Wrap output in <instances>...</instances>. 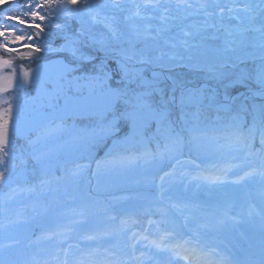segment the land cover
<instances>
[{"label": "rangeland", "instance_id": "1", "mask_svg": "<svg viewBox=\"0 0 264 264\" xmlns=\"http://www.w3.org/2000/svg\"><path fill=\"white\" fill-rule=\"evenodd\" d=\"M27 2L28 0H17V4ZM189 12L198 11L189 10ZM6 14L5 8L0 9V23L5 22L3 17ZM41 14L45 15V11ZM183 14L188 15L186 12ZM74 22L77 21L72 20L64 24L56 18L48 17L45 21L39 22L44 31L39 36L34 35L32 41L9 42L7 49H12L11 52L0 48V61H11L10 66L0 64V86L6 84L9 77L12 80V86L7 91L0 92V108L8 107V104L4 103L7 100L11 103L13 112L18 113L17 115L12 112L16 115H12V122L9 124V138L13 146L12 155L15 157L8 161V172L5 173L10 180L0 185V260L5 264H33L34 261L44 264L46 260L52 264L53 256L46 253V250L55 247L56 242L48 237L49 234L56 233L58 228L65 227L64 223L70 225L72 231L70 235L73 241L81 240L85 233L97 238L95 244H84V249L92 250L95 245L96 248L115 251L118 243H114V233H120L123 228H126L127 232L137 225L152 220L161 227H172L174 229L172 233L180 234L187 228L184 219L186 217L195 234L210 236L213 239L227 234L230 244L227 247L231 251L235 254L237 252L245 254V257H247V252L253 251L256 259L261 262L264 259V233L260 229H264V217L259 216L258 221L254 220V217L263 215L264 203L263 206L258 203L261 197L253 192V188L257 186L256 191L264 193V176L260 175V166L253 165V162L244 155L239 162L235 159V163L229 165V167H234L235 164L240 165L241 163L243 169L237 171L235 175H231V170H229L226 174L230 175L219 180L207 177L204 179L194 170L197 165H189L184 158L178 159L180 163H177V160L174 161L173 165L169 161L164 165L155 162L152 170L145 175L146 177L142 178L138 175L137 187L121 189L109 194L120 198L111 200L107 194L93 189V175L88 170L78 174H69L68 167L73 154L69 155L68 152V155H65V152L57 148L58 141H53L52 135L46 138V143L40 141L41 136L44 133L47 134L48 123L56 124L55 122L64 117L78 113L84 115L81 116L78 123L80 125L75 127L69 139H74V144L81 146L78 151L81 157L94 158L100 155V158L105 160L110 155L111 158L118 156L116 160H121V158H131L120 155L124 151L119 150L128 148L129 152L132 149L139 150L138 161L145 163L147 157L142 155L145 152L142 145L152 146L148 143L150 137L157 141H159L158 137L164 141L168 137L166 126L159 127L156 132L163 136L152 135L151 127L153 129L157 126L155 121L146 130H139L127 142L123 141L131 134V129L124 126H119L118 130L106 135L104 139L91 137L94 129L98 127L97 123L106 125L108 119L111 118L109 116L101 121L96 115L84 110L85 107L102 106L103 101L98 95V90L90 93L89 88L95 86L81 81L79 92L74 86L71 88L65 86L63 91H60L56 83L58 73L56 62L63 60L67 55L66 52H60L58 49L65 42L63 39L65 32L78 30ZM238 26H241V22ZM252 27L255 28L248 24L249 29ZM234 30L236 29L231 31ZM29 31L35 32L34 29ZM186 31L190 32V30ZM27 34L29 33H25ZM3 43L4 40L0 37V44ZM37 47L41 51L36 52ZM243 48L248 51L251 47ZM253 51L246 53L243 57L239 56L237 61L224 63L228 67H221L222 64L213 65L214 67H200L197 64L181 63L176 68L168 69L171 79L175 82L198 85V87L189 89L202 87L205 89L204 98L198 107L193 104L185 109V112L191 115L189 119L186 116L181 117L179 108L174 111L176 114L173 113V117L180 123L177 127L183 130L185 124V130L196 136L192 151L208 154L196 156L198 164L213 160L212 162H217V166L221 167V164L228 163L229 158L226 154L208 150L209 145L206 142L209 135L215 133V128L250 130L247 128L252 127L253 115L258 114L260 105H264V99L247 98L248 89L240 85L229 88L228 94L238 96L244 93V95L239 96V99L234 102L224 101V88L213 78L218 74L215 71L220 70H223V73L233 74L241 69L251 72L261 63L260 57L264 55V49L259 51L254 48ZM96 55L102 56L103 53H96ZM157 57L159 56L152 57L153 63L141 67L145 69V76L149 79L152 78L153 73L160 74L159 78L162 81L160 86L164 88L166 94H170L169 90L172 87L164 73L161 74L158 70L162 67L156 63ZM233 64L236 68L231 67ZM109 65L115 66L112 61H109ZM90 66L85 65V68ZM13 69H15V75H13ZM25 72L29 73L28 80L24 79ZM79 74V72L75 73V75ZM232 78L234 75L230 77ZM21 81H23L22 84ZM228 82V79H225L223 84ZM59 83L64 84V81L61 80ZM254 87L256 85L252 84V88ZM176 95L179 97L180 91H177ZM213 95L216 97L215 101L210 99ZM71 99L80 100L70 104ZM223 103H230V110L218 107ZM241 105L245 106L246 111L239 110ZM250 105L252 113L248 109ZM198 109V116H193L192 113L197 112ZM206 113H208L207 119L203 117ZM224 120L227 122L219 123ZM16 121H18V131L14 127ZM254 131V134L262 133L264 126H256ZM175 151L180 152L179 148ZM119 152L120 154H117ZM74 156L76 157L75 154ZM125 160L130 159L123 161ZM118 168H120L119 163H115L112 171L108 172L112 175ZM3 169L4 165H0V170ZM261 169H264V160ZM160 171H166L165 173H171V175L166 176L162 173L160 177L155 176ZM245 173L252 174L245 176ZM256 175L258 178L255 180ZM236 176L245 186H239L236 179V184L233 183ZM241 177L243 179H240ZM101 180L103 178L98 176L97 181ZM119 200L120 202L117 203ZM72 214L83 221V226L76 224ZM103 231L110 233L105 235ZM187 239L193 242L191 236ZM141 241L136 245L135 256L139 257L141 253H144V264H155L158 259L161 264H165L167 253L159 252L151 246L144 247L148 242ZM205 247L209 250L212 248L210 245ZM130 260H132L131 256Z\"/></svg>", "mask_w": 264, "mask_h": 264}, {"label": "snow or ice", "instance_id": "2", "mask_svg": "<svg viewBox=\"0 0 264 264\" xmlns=\"http://www.w3.org/2000/svg\"><path fill=\"white\" fill-rule=\"evenodd\" d=\"M5 4H7L8 8L7 14L3 17L5 22L0 23V37L4 40V43L0 44V48H5L9 52L12 51V49H7L9 42L32 41L34 35L39 36L44 31L39 23L45 20V15L41 14L42 11L46 10L49 16L53 12L64 13L80 20L81 27L78 30L64 33L63 39L65 42L60 46L58 51L66 52L67 55L63 60L56 62L58 65L56 83L60 91H63L65 86L69 88L74 86L79 92L81 81L95 86L90 87L89 91L91 93L98 90V95L103 101L102 106L94 109L85 107L84 110L96 115L101 121L109 116L111 117L108 119L106 125L103 123L100 125V138L104 135L112 134L118 130L119 126H124L131 129V134L126 136L125 141H123L127 142L139 130H146L155 121L158 128L166 126L168 143L163 150L157 145L155 153L145 150L142 154L144 157L159 156L163 158L183 146L184 137L174 127L173 113L179 108L181 117L186 116V108L193 106V104L198 107L202 102L205 89L203 87L189 89L179 86L180 95L177 97V85L174 84L169 90L170 94H166L164 88L160 86L162 83L159 78L160 74L153 73L152 78L149 79L145 76V69L141 66L153 63V59L149 53L155 45H149L146 43L147 40L162 41L164 45L175 48L177 46L176 37L165 35L170 31L171 27L178 28L179 33L183 34V36H192L194 34L185 31L181 23L174 25H170L169 23L172 20L182 21L186 17H159L162 25L155 29V34L151 31V24L145 25L141 29L140 26L133 23L130 25L132 34L129 36L116 28L114 24L108 23L106 17L100 18V13L97 9L101 5L94 3V0H44L43 3L40 0H30V2L23 4H17V0H0V9H3ZM149 6L153 9L161 7L160 0H148L145 7ZM181 6L185 9L193 7L192 4L187 3V0H178L177 8L179 9ZM113 7L119 8L120 4L114 0ZM136 7L139 9L141 6L137 5ZM207 7V4L202 3L199 5L200 9H206ZM21 9L23 10L21 11ZM257 9L259 12H257ZM243 10L251 13L250 18L252 20H256L257 16H259V28L255 30L260 32V47L264 49V0H260V3L256 5L246 4ZM84 15H87L89 18V26H85ZM134 15L140 16V12L137 11ZM206 15L211 16L212 13H206ZM112 19L115 20V17ZM126 19L131 21L132 17L130 16ZM97 24H102L107 30L106 33L95 31L94 25ZM208 26L215 27V25H207L206 21L200 25H191V27L196 28V35H199L201 30ZM32 29L35 30L34 33L29 31ZM25 33L29 34L25 35ZM232 37L233 32L226 28L222 47L223 51L232 50V46L236 42ZM207 39H217V37L211 36L207 37ZM141 43L144 44L142 48L138 47ZM179 43L185 48L197 47L190 44L188 40H180ZM125 45L127 46L125 47ZM35 51L39 52L41 49L37 47ZM96 53H103V55L97 56ZM163 55L164 53H161L156 59H161ZM260 60L261 63L251 72L247 69H241L235 74L221 72L213 77L224 88V101L234 102L239 99V96L244 95V93H240L238 96H230L228 94V89L236 85L247 88L252 95L264 97V55H261ZM109 61L114 62L115 66L111 67ZM0 64L10 66L11 61H0ZM85 65L91 66L85 68ZM158 66L163 67V65ZM221 67H228V65L222 64ZM231 67L236 68V65L233 64ZM77 72L80 74L75 75ZM13 75H15V69H13ZM233 75L234 78L230 79ZM24 79H29V73H24ZM225 79L229 81L227 84H223ZM61 80L64 81V84L59 83ZM20 83L22 84L23 81ZM252 84L256 85L258 91L253 90ZM11 86L12 80L9 77L7 83L0 86V92L7 91ZM210 99L215 101V95L210 97ZM4 103L8 104V107L0 108V165H4V169L0 170V185L9 182L10 178L5 175L8 172V161L15 159L12 155V141L9 138V124L12 122L13 110L9 101L6 100ZM218 107L230 110L231 105L230 103H223L219 104ZM239 110L246 111V108L241 105ZM198 114L199 109L197 112L192 113L193 116H198ZM258 117L259 122L264 124V105H260L258 114L253 115L250 133L255 129ZM14 127L18 131V121L15 122ZM250 138L254 140V136ZM231 142L241 144L245 148L249 147L243 134H235ZM260 144V152L264 153V132L261 133ZM139 158L132 157L114 160L109 155L104 161H98L96 166L99 171L102 163L115 164L122 163L124 159L135 160ZM23 162L27 163L26 161ZM177 163H180V161L177 160ZM79 167L83 169L87 165ZM259 172L261 176H264V169H260ZM251 174L245 173V176ZM165 175L168 176L171 173H165ZM209 179L219 180L220 177H210ZM240 179L243 178L241 177ZM161 180H163V177H161ZM148 223L151 225L154 222L149 220ZM146 232L147 230H145V233L140 234L139 239L148 242L144 247L151 246L159 252L167 253L165 264H233L230 257L224 256L217 250L211 249L206 251L198 245V242L194 244L191 240L176 239L171 232H165L158 240L151 238ZM53 235L56 234H49L48 238H51ZM105 235L108 234L106 233ZM136 237L137 233L133 232L132 243L129 245L132 253L131 259L136 264H144V253H141L139 257L135 256L136 245L139 243ZM169 237L172 239L165 242ZM88 239H95V237H88ZM72 247V245H68L67 249L62 250V258L59 255L53 256L52 264H128L127 259H121L116 253L110 252L107 248L103 250L99 248L88 251L80 250L79 256L69 259L70 254L75 255L71 253ZM149 259L151 258L149 257ZM0 264H5V262L0 260ZM33 264H39V262L34 261ZM44 264H49V261H44ZM155 264H161V261L156 260ZM261 264H264V260L261 261Z\"/></svg>", "mask_w": 264, "mask_h": 264}, {"label": "bare ground", "instance_id": "3", "mask_svg": "<svg viewBox=\"0 0 264 264\" xmlns=\"http://www.w3.org/2000/svg\"><path fill=\"white\" fill-rule=\"evenodd\" d=\"M42 1L44 2V0H40V2ZM28 2H30V0H28ZM116 2L120 4L119 8L113 7L114 0H94V3L101 5V7L97 9L100 13V18L106 17L108 23L114 24L116 28L122 30L129 36L132 34L130 25L133 23L140 26L141 29H143L145 25L151 24V31L155 34V29L162 25L159 17L165 15L170 17H186L182 21L172 20L169 22L170 25L181 23L185 31L190 30V32L194 33L192 36H183V34L179 33L178 28L171 27L170 31L165 35L169 37H176L177 46L175 48L164 45L162 41H146L149 45H155L153 50L149 53L151 57L160 56L161 53H164L163 57L158 60H163L165 57L175 56L181 59L184 64L191 63L197 64L200 67H207L204 64L192 63L189 61L190 56L198 51H206L208 49L217 50L224 54V59L220 63L224 64L239 60V56L243 57L246 53L254 52V48L259 51L263 50L260 47V43H258L260 42V32L255 30L259 28V16H257L256 20H252L250 18L251 13L243 10L246 4L256 5L260 3V0H241L240 2H238V0H187V3L193 5L192 8L187 9L183 8V6L178 9V0H160L161 7L156 9H153L150 6L145 7L148 0H116ZM202 3L207 4L208 7L206 9H200L199 5ZM137 5H140L141 7L137 9ZM3 8H5L7 12V4H5ZM165 9H167V11H165ZM229 9H231V11H229ZM189 10H196L198 12L190 13ZM137 11L140 12V16L134 15ZM181 11L188 13V15L185 16ZM257 12H259L258 9ZM145 13L151 14L146 15ZM206 13H212V15L208 16ZM130 16L132 17L131 21L126 19ZM48 17L56 18L64 24L66 22L76 20L77 22H74V24L77 25L78 29L81 27L80 20L70 17L64 13L53 12L52 15L49 16L45 10V20ZM113 17H115V20L112 19ZM83 19L85 26H89L90 21L88 16L84 15ZM205 21L207 23L211 22V24L207 25H215V27H205L201 30L199 35H196V28L191 27V25H200ZM240 22L241 26H238ZM248 24L253 25L255 28L252 27L249 29ZM226 28L230 30L236 29L232 31L233 38H235L232 39L236 42L233 44L232 50L227 52L222 50ZM94 30L105 33L107 31L102 24L94 25ZM211 36H216L217 39H207V37ZM51 40L53 41V39ZM180 40H188L190 44L196 45L197 47L185 48L179 43ZM126 46L127 45H125V47ZM143 46V43L138 45L140 48ZM243 47L251 48H249L248 51H245ZM214 66L211 65V67Z\"/></svg>", "mask_w": 264, "mask_h": 264}, {"label": "trees", "instance_id": "4", "mask_svg": "<svg viewBox=\"0 0 264 264\" xmlns=\"http://www.w3.org/2000/svg\"><path fill=\"white\" fill-rule=\"evenodd\" d=\"M80 121L79 117H64L63 119H61L60 121L55 122L56 124H50L48 123V130H47V134L45 135V133L41 136L40 141L43 143H46V138H48L50 135L53 136V141H58L57 145H59V143H63L65 145V149L68 150L69 148L71 149H77L78 147H71L72 143H73V139H69L70 134L75 130L76 126H79L80 124H78ZM82 124V123H81ZM39 132V131H37ZM236 133H224V131H219V132H215L214 135L211 137V139L209 140V151L215 148V151L221 153L226 151L228 154L235 156L236 150L238 149V146L236 143H232L231 141L233 140L234 136ZM66 140V141H63ZM51 141V142H53ZM34 145H36L35 142H33ZM57 148H63V147H58ZM163 150V149H162ZM56 152V151H54ZM153 153L156 152V148L154 149V151H152ZM235 154H234V153ZM154 158H161L159 156H156ZM164 159V157L162 158ZM79 163H84V160H81V162ZM86 165H89L90 162L84 163ZM91 166V165H89ZM142 168H148V165H143ZM140 169L135 168L134 170L128 172L127 174L130 176L131 178L128 179L127 175V182H125L124 184L119 183L117 184V182H108L107 185H105L102 188V185H100V188L98 190L100 191H105L108 192V190L110 191H114L116 189H123L124 188H128L130 186V188L135 187L136 185H138L137 183L139 182L137 179L134 180L133 177L135 174H138ZM126 174V173H125ZM138 178V177H136ZM93 187L97 188L96 185L94 184ZM107 189H104V188ZM157 230H154V232H156ZM61 234H63V231H60ZM162 232H160L161 234ZM80 253L79 250H77V247L75 246V254Z\"/></svg>", "mask_w": 264, "mask_h": 264}, {"label": "water", "instance_id": "5", "mask_svg": "<svg viewBox=\"0 0 264 264\" xmlns=\"http://www.w3.org/2000/svg\"><path fill=\"white\" fill-rule=\"evenodd\" d=\"M223 58V54L219 53L217 50H208L207 53L199 52L195 54V59H199L204 61L207 64L218 63ZM180 62L179 59L176 58H166L162 61H159V64L165 67H173Z\"/></svg>", "mask_w": 264, "mask_h": 264}]
</instances>
